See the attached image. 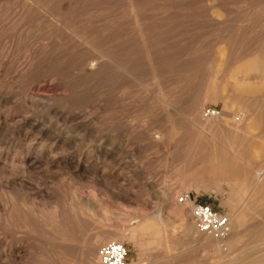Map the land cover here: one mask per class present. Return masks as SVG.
Here are the masks:
<instances>
[{
    "label": "rangeland",
    "instance_id": "1",
    "mask_svg": "<svg viewBox=\"0 0 264 264\" xmlns=\"http://www.w3.org/2000/svg\"><path fill=\"white\" fill-rule=\"evenodd\" d=\"M30 1L0 0V150L11 147L10 160L26 156L29 165L7 174L0 165V264H100L92 246L111 236L130 250L128 264H246L263 255L255 229L264 226V200L242 206L254 189L264 190L254 185L264 173V0H140L162 78L151 77L126 14L122 71L114 65L120 75L107 80L98 72H50V60L74 38L68 23L50 27V14L74 2L44 0L29 13ZM77 90L82 95L70 99ZM209 107L218 119L203 117ZM233 118H241L240 129L215 125ZM34 144L54 148L57 164L49 168L48 157L28 152ZM185 193L230 219L239 212L236 261L221 262L213 243L205 244L210 237L189 233L191 210L178 202ZM7 205L23 213V229L6 222ZM231 224L227 243L237 234Z\"/></svg>",
    "mask_w": 264,
    "mask_h": 264
},
{
    "label": "bare ground",
    "instance_id": "2",
    "mask_svg": "<svg viewBox=\"0 0 264 264\" xmlns=\"http://www.w3.org/2000/svg\"><path fill=\"white\" fill-rule=\"evenodd\" d=\"M27 1H30V0H27ZM32 1V5L30 10H29V13H31L32 10H34V7L35 6H39V7H42L44 5H41L44 0H31ZM30 1V2H31ZM37 1H40V2H37ZM58 1V0H57ZM120 1V0H119ZM117 0H73L74 3H71V4H68V5H61V7L58 9V13L57 14H50V16L52 17V21H50V23H48L50 25V27L54 26L56 27L57 29L59 27V23H68L67 25V28L70 29V31H72V33L74 34V38L73 39H68L69 40V48H66L64 49V51H61V56L60 58H57V59H54L52 58L50 61L52 64H50V72L55 75V77H69L70 74H72L73 76L75 77H86V76H89V75H92L94 74L95 72L97 73H101V77H104L105 80L109 79V76L110 75H113V74H119L115 71L114 69V65L117 66H120L121 63H122V55L123 52H121L120 54V50L119 49H122V48H118L120 47L121 45V39L123 36H122V33H125L124 35H126V32H122L121 33V28L124 27L121 25L123 24V21L124 19L123 16L124 15H128L127 17L132 21L133 25H134V33L136 34L137 33V42L139 40V44H141L142 46V49L144 51V54H145V58H147L148 60V66L150 68V74L152 75L151 77L154 78V79H161L162 77V74H161V70H159L157 68V66L154 64V61H153V54L151 51L152 48L148 42L147 39H149V35H147V33L145 34V31H144V28H143V24H142V14L141 12L143 11V4L142 2H140V0H122L123 3H124V7L122 8V5L118 4ZM142 1V0H141ZM161 1V0H160ZM168 1V0H167ZM172 1V0H171ZM170 1V2H171ZM183 1V0H182ZM213 1V0H212ZM219 1V0H218ZM65 2V1H63ZM121 2V1H120ZM157 2V1H156ZM217 3V1H215ZM206 3V2H205ZM220 3V2H219ZM27 4V3H26ZM67 4V3H66ZM156 4V3H155ZM211 4V3H210ZM153 5V4H152ZM219 5V4H218ZM29 6V3H28V7ZM46 6V5H45ZM155 6V5H154ZM147 7V6H146ZM158 7V6H157ZM160 7V6H159ZM213 7V6H212ZM218 7V6H217ZM258 7V6H257ZM215 8V7H214ZM45 9H48V8H45ZM154 9V8H153ZM24 10V9H23ZM47 12L50 13L49 9L46 10ZM210 11H212V9H209L206 13V15L209 17V13H211ZM264 12V10H261ZM213 12V11H212ZM36 13V12H35ZM28 14V13H27ZM248 14V13H247ZM246 14V15H247ZM204 15V16H206ZM33 16H36V15H32V18H35ZM146 16V15H145ZM152 16V15H151ZM211 16V15H210ZM241 16V15H240ZM25 17V16H24ZM97 17V18H96ZM99 17V20L100 21H96ZM126 17V18H127ZM96 18V20H95ZM125 18V19H126ZM207 18V17H206ZM263 18V17H262ZM31 19V18H30ZM36 19V18H35ZM128 19V21H129ZM208 19V18H207ZM216 19V18H215ZM261 19V18H260ZM49 20V19H48ZM225 20V19H224ZM262 20V19H261ZM33 21V20H32ZM103 21V22H101ZM125 21V20H124ZM214 20L212 19V22ZM31 22V21H30ZM47 22V21H46ZM127 22V21H126ZM130 22V21H129ZM217 23V22H216ZM46 24V23H45ZM214 24V23H213ZM212 24V25H213ZM240 24V23H239ZM250 24V23H249ZM262 24V23H261ZM264 24V23H263ZM125 25V24H124ZM161 25V24H160ZM216 25V24H215ZM87 29H85V28ZM33 28V27H32ZM77 28H82L83 30L79 31L77 30ZM133 28V26H132ZM131 28V29H132ZM133 28V29H134ZM16 29V28H15ZM44 29V28H43ZM56 29V30H57ZM58 29V31H59ZM126 29V28H125ZM124 29V30H125ZM162 29H165V28H162ZM54 30V28L52 29V31ZM55 30V31H56ZM136 31V32H135ZM261 32V31H260ZM55 32H53V35H54ZM71 33V35H72ZM65 34V33H64ZM134 34V35H135ZM70 35V34H69ZM133 35V36H134ZM65 36V35H63ZM61 36V38L63 37ZM234 36V35H233ZM67 37V36H66ZM127 37V36H126ZM149 37V38H148ZM61 38H60V41H61ZM232 38V37H231ZM125 39V38H123ZM264 39V38H262ZM43 40V39H42ZM67 40V41H68ZM65 41V37H64V40H62L61 42L63 43V45L65 44L64 42ZM126 41V40H125ZM61 42H58L59 45L58 47L61 46ZM135 42V40H134ZM255 42V41H254ZM36 43V41H35ZM256 43V42H255ZM46 44V43H45ZM258 44V43H257ZM260 44V42H259ZM258 44V45H259ZM68 45V44H65V46ZM243 45V44H242ZM263 46L261 52H260V55H259V64H262V66L264 65V41L263 43L261 44ZM63 46V47H65ZM88 46V47H87ZM229 46V45H228ZM241 46V45H240ZM261 46V47H262ZM139 47V46H138ZM51 49V48H50ZM59 49V50H60ZM92 49L96 50L97 53H95L94 51L92 52ZM235 51V50H234ZM257 52V51H256ZM55 53V52H54ZM166 54V53H165ZM53 55V53H52ZM55 55V54H54ZM53 55V56H54ZM65 56L67 57V59H64ZM253 56V55H252ZM41 57V56H40ZM49 57V56H48ZM64 59V60H63ZM146 60V61H147ZM47 61V60H46ZM48 62V61H47ZM257 62V61H256ZM257 62V63H258ZM3 63V62H2ZM42 64V63H41ZM45 64V63H44ZM47 64V63H46ZM47 66V65H46ZM125 66V64H124ZM260 66V65H259ZM261 66V67H262ZM1 67V66H0ZM127 67V66H126ZM260 67V68H261ZM48 69V68H46ZM119 69V67H118ZM259 69V68H258ZM263 69V67H262ZM120 70H121V66H120ZM122 71V70H121ZM164 71V70H163ZM47 72V71H46ZM77 72L76 74H73ZM136 73V72H135ZM259 74V73H258ZM120 75V74H119ZM72 76V77H73ZM117 76V75H116ZM93 77H95L93 75ZM119 77V76H118ZM117 77V78H118ZM111 78V76H110ZM80 79V78H79ZM112 79V78H111ZM59 80V79H57ZM109 82V81H107ZM117 83V82H116ZM88 84V83H87ZM81 86V85H80ZM82 87V86H81ZM79 88V87H78ZM76 88V89H78ZM241 88V86H240ZM52 89V88H51ZM81 89V88H80ZM128 89V88H127ZM79 90V89H78ZM72 92V94L70 95V99L72 100H75L77 97L81 96L82 95V91L81 92ZM47 91V90H46ZM243 92V91H242ZM245 93H253V90H247L245 91ZM41 94V93H40ZM243 94V93H242ZM161 95V94H160ZM168 97V96H167ZM162 98V102L163 103H167V99L162 95L161 96ZM260 98V97H259ZM69 104V103H68ZM156 105V103H155ZM103 106V105H102ZM85 109V108H84ZM104 109V108H103ZM167 110V109H166ZM44 111V110H43ZM31 112V111H30ZM79 112V111H78ZM88 112V111H87ZM168 113V111H167ZM166 114V113H165ZM193 114V112H192ZM196 114V113H195ZM170 115V114H169ZM168 115V116H169ZM81 116V115H80ZM90 116V115H89ZM164 116V115H163ZM196 116V115H195ZM204 117V115H203ZM241 117V116H240ZM72 118V117H71ZM205 118V117H204ZM203 118V119H204ZM219 118V117H218ZM216 118V119H218ZM76 119V118H75ZM205 119H209V118H205ZM235 118L232 119V122L233 124L230 123L229 125V122H220L221 124H215L216 127L217 125L219 126H226V128H232V127H235L236 130L237 129H240L242 127V120L241 118ZM74 120V119H73ZM166 120V119H165ZM85 121V120H84ZM201 121V120H200ZM225 121V120H224ZM231 121V119L229 120ZM235 123V124H234ZM202 124V123H201ZM205 125L207 124L206 122L204 123ZM203 124V125H204ZM204 125V126H205ZM214 126V125H213ZM212 126V127H213ZM4 127V126H3ZM215 127V128H216ZM45 128V127H44ZM85 128V127H84ZM203 128V126H202ZM211 128V127H209ZM214 128V127H213ZM222 128V127H220ZM11 130V129H10ZM203 130V129H202ZM205 130V128H204ZM211 130V129H210ZM29 131V130H28ZM34 132V131H33ZM207 132V131H205ZM209 132V131H208ZM94 134V133H93ZM175 138V137H174ZM33 139V138H32ZM172 139V138H171ZM48 141V140H47ZM64 143V142H63ZM170 143V142H169ZM67 144V143H66ZM172 145V144H171ZM15 147V146H14ZM48 149V148H47ZM50 149V148H49ZM69 149V148H68ZM60 150V149H59ZM12 151V148L11 147H7L0 150V165H2L3 167V170L4 172L7 174L8 169H15V170H24L27 165H28V162H27V158L28 157H22L20 161H17L16 163V160H10V152ZM29 151H32V152H36L37 156L39 157L38 160L40 161L42 158H47L48 157V160H47V164L45 166L47 167H52L53 165L57 164V161H56V158L54 156H52L54 154V148L50 149V150H46L44 149V147L42 146H39V144H34V145H31L29 146L28 148V152ZM62 151V150H61ZM64 151V150H63ZM56 152V151H55ZM67 152V151H66ZM65 152V153H66ZM223 153V152H221ZM220 157V156H219ZM71 161L65 160V166L68 165ZM19 163V165H18ZM32 165V164H31ZM43 165V164H42ZM213 165V164H212ZM29 166V165H28ZM61 167V166H60ZM212 167V166H211ZM232 167V166H231ZM243 167V166H242ZM63 169V168H62ZM76 169V168H75ZM226 170V168H225ZM228 170V169H227ZM226 170V171H227ZM14 171V170H13ZM232 171V170H231ZM230 171V172H231ZM229 172V171H228ZM10 173V172H9ZM223 176H229V177H233V174H222ZM256 176L258 178H260V180L254 182L255 184V187H259L260 185H262L264 182H263V178H264V173L262 172H257ZM242 177V176H241ZM247 178L246 175L244 177V179ZM248 179V178H247ZM249 181V180H248ZM236 183V182H234ZM246 183V181H245ZM264 192V190L262 189H254L253 193L252 194H249V196H247V199L244 200V205L242 206L243 208H246V209H250L252 207V205L255 203V202H258V201H263L264 200V197H258V195L260 193ZM12 198V197H11ZM235 199H238L239 198H235ZM3 200V199H2ZM13 201V200H12ZM260 203V202H259ZM16 204V203H15ZM257 204V203H256ZM11 206V205H9ZM264 206V205H263ZM241 207V208H242ZM18 208V207H17ZM16 208L15 205H12L11 207H5V208H2L3 212L8 215V219H7V223H10L15 230H21L23 229V225L22 223H20L21 221L18 220L19 217H22L23 216V213L20 211H18V209ZM70 208V212L72 210L71 206L69 207ZM239 209V208H238ZM237 211V210H236ZM253 211V210H252ZM3 213V214H4ZM191 213V211H190ZM245 213V212H244ZM245 214H248V213H245ZM238 215H239V212L237 211V213H235L232 217V219H230L227 215V217L229 218V221H230V234H231V222H235L234 225L235 226V231L237 232L236 235H233V238H231L230 242L227 243L229 237H230V234H229V237L228 239L224 240V241H221V240H214L211 239L212 237L209 238V240H206L204 238V241H205V244L208 245L209 243H213V246L212 248H214L216 251L215 252V255L218 256V258L220 259L221 262L225 261L226 258L229 259V257L231 258L230 260L231 261H236V259L233 260V258L231 256H233L232 253H237V252H234L236 251L237 247L239 246L240 247V243H242V239L243 238L240 234V231L242 229V226L240 225V222H239V219H238ZM160 217V216H159ZM162 218V217H161ZM161 218H159L161 220ZM162 221V220H161ZM160 221V222H161ZM7 223L5 225H7ZM163 224V223H161ZM186 226H187V229L189 231V233H194V236H203L202 233H200L192 219V215L187 213L186 215ZM23 227V228H22ZM257 230V236H263V239L264 240V226H261V225H258V228L255 229ZM254 233V232H253ZM244 234V233H243ZM207 236V235H206ZM244 236V235H243ZM101 237V236H100ZM104 237V236H103ZM253 237V236H252ZM102 238V237H101ZM106 238V237H105ZM108 238V237H107ZM114 237L111 236L109 237L108 239H112L113 242H119L121 244H124L122 243V241H119L118 239H113ZM246 238V237H245ZM244 238V240H246ZM95 239V238H94ZM108 239H104V240H96L92 246V251L93 252H99L100 250V247L102 245V243ZM258 239V238H257ZM243 240V241H244ZM260 240V239H259ZM262 241V240H261ZM199 245V244H198ZM242 245V244H241ZM210 247V246H209ZM238 247V248H239ZM208 248V247H207ZM211 248V247H210ZM256 248V247H255ZM88 249V248H87ZM209 250V249H208ZM246 249H244L245 251ZM258 250V249H257ZM262 249H260L261 251ZM242 251V250H241ZM18 252V251H17ZM264 252V251H263ZM240 253V252H239ZM2 254V253H1ZM9 254L10 256H13L16 254V251L14 250H9ZM261 254V253H260ZM211 255V254H210ZM236 255V254H235ZM238 255V253H237ZM252 255V253H251ZM7 256V255H6ZM244 256V255H243ZM246 256V255H245ZM235 257V256H234ZM255 257V256H254ZM253 257V259H254ZM237 258V257H236ZM11 259V258H10ZM95 259V258H94ZM239 259V258H237ZM247 259V258H246ZM98 260V259H97ZM215 260V259H214ZM229 260V262H231ZM242 260V261H241ZM240 262H243V260H245L244 258H241ZM250 261V260H249ZM239 262V261H238ZM237 262V263H238ZM248 262V261H247ZM91 263V262H90ZM233 263V262H232ZM244 263V262H243ZM91 264H99L98 261H92ZM228 264V262H227ZM246 264H264V254L261 255V256H258L257 258H255L254 260L246 263Z\"/></svg>",
    "mask_w": 264,
    "mask_h": 264
},
{
    "label": "built area",
    "instance_id": "3",
    "mask_svg": "<svg viewBox=\"0 0 264 264\" xmlns=\"http://www.w3.org/2000/svg\"><path fill=\"white\" fill-rule=\"evenodd\" d=\"M205 118H218L221 112L216 108H205ZM179 204L191 210L192 219L198 231L216 240L224 241L230 234L229 218L210 205L198 202L191 193L182 194L178 199ZM100 264H128L130 250L119 242H109L103 245L98 253Z\"/></svg>",
    "mask_w": 264,
    "mask_h": 264
}]
</instances>
